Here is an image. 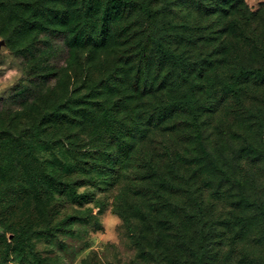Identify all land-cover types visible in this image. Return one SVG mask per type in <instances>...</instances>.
Masks as SVG:
<instances>
[{
	"label": "rangeland",
	"instance_id": "1",
	"mask_svg": "<svg viewBox=\"0 0 264 264\" xmlns=\"http://www.w3.org/2000/svg\"><path fill=\"white\" fill-rule=\"evenodd\" d=\"M135 1L105 27L94 9L92 28L110 47L94 56L88 50L74 55V26L62 27L60 16L75 0H0V264H264V141L256 135L264 129V89L250 93L244 110L223 107L215 115L210 142L218 174L210 164L205 171L193 165L187 172L196 175L191 192L203 216L175 221L176 213L178 218L196 212L183 203L187 195L179 200L186 212L166 195V202H155L141 193L143 173L130 162L96 170L93 184L78 188L92 200L82 205L68 203L70 196L51 188L53 176L78 179L73 172L78 166L94 164L101 146L96 125L108 98L119 104L121 133L125 125L135 130L141 127L137 115L145 108V83L161 86L170 74L177 80L171 62L154 50L158 36L195 48L198 70L218 44L205 40L227 26L237 38L226 61L246 69L264 63V0H243L246 12L227 9L224 19L217 10L222 0ZM82 10L74 23L83 20ZM249 12L255 13L252 24ZM69 27L71 33L61 31ZM129 37L140 39L144 50L118 66L127 47L117 43ZM34 60L61 67L59 74L35 84L24 73ZM84 60L95 62L86 76ZM133 146L139 149V140ZM252 146L254 155L248 153ZM10 162L21 174L12 175ZM45 188L52 193L49 204ZM118 197L125 199L127 221L118 214ZM171 220L179 227L165 225Z\"/></svg>",
	"mask_w": 264,
	"mask_h": 264
},
{
	"label": "trees",
	"instance_id": "2",
	"mask_svg": "<svg viewBox=\"0 0 264 264\" xmlns=\"http://www.w3.org/2000/svg\"><path fill=\"white\" fill-rule=\"evenodd\" d=\"M135 2V0H95L93 3L92 0H75L71 7L66 8L64 15L60 16L63 28H66L67 22L74 26L75 36L72 38L74 53H72L77 55L78 51L88 50L91 55L96 56L98 53L108 52L110 47L103 33L92 28L96 19L94 9L99 13L98 24L105 27L116 15L123 14L127 7L129 8ZM218 7L217 10H221L219 15L221 19L225 18L224 13L227 9H237L241 13L246 12L243 0H222ZM79 8H83L81 12L84 18L80 22L76 20L74 23L73 18ZM247 14V21H250L251 24L255 22L253 20L255 13ZM71 27L61 31L67 33L68 30L71 33ZM226 28L227 26L222 31H216L211 39L205 40V43L218 44L212 52L204 56L198 70L195 67L197 63L193 59L195 48L174 46L164 38V35L154 39V50L159 53L162 59L171 62L170 70H176L177 80L173 81L172 74H170L161 86L155 87L150 82L145 83L146 93H144L145 99L142 101L145 102V108L143 111L140 110L137 115L141 120V127L135 130H131L125 125L126 128L121 133L116 124L120 123L119 104L109 103L108 98L103 103L102 120L96 125L95 138L100 139L101 146L98 148L97 156L92 158L95 160L94 164L85 161L83 167L78 166L73 171L75 174H79L78 179L68 173H59L57 176H53L51 188L59 189L62 195L70 196L68 203L82 205L83 201L91 202L92 200L89 199L88 193H78V188L93 184L96 170L106 167L108 164L113 167L115 163L121 161L130 162L139 172L143 173L138 179V185L146 186L141 193L149 195L150 199L155 202H160V200L166 202L164 199L166 195V197L176 200L174 208H183L185 211L186 206L181 205L179 200L181 195H187L186 201L183 203L188 205V212L190 207L196 212L195 214L189 213L190 216L178 218H176V213L175 221L187 222L193 220L197 214L203 216L202 203L196 197L193 199L194 193L191 192L196 184V175L193 173L187 175V172L193 165H197L202 171H205L207 165L210 164L213 173L218 174L214 157L216 149L210 142L212 135L210 128L215 115L223 107L224 109H236L237 113L240 109L244 110L250 93L264 89V63L259 67L246 69L233 63L232 60L226 61L224 54L229 51V45L237 38L235 33H229ZM124 31L125 29L123 33ZM131 40H133L132 37H129L122 43L116 42L121 47H127L122 52L123 56L118 61V66L129 64L134 53L143 52L144 43L140 39H138V43L131 42ZM201 46H204L203 43ZM92 61L84 60L81 63L84 66L85 76L91 72V68L95 65V62L88 65ZM60 68L49 69L47 64L43 65V63L34 60L24 69V73L28 78L36 80L35 84H37L42 82V79L49 81V77H56ZM245 121L247 122V120ZM245 121L243 122L245 123ZM148 134L154 136L146 140L145 137ZM256 135L259 136L261 142L264 141V129L256 131ZM123 138L125 141H122ZM137 140L140 144L139 149L133 146ZM248 150V153H252V155L257 151L254 146ZM137 156H139L138 160L135 159ZM82 169L85 171L79 172ZM9 170L14 177H16L17 170L21 174V167L13 162H10ZM182 186L186 187V191L182 189ZM38 192L42 193V188H38ZM44 192L47 204H49L52 200V193L50 189L46 188ZM139 193L136 192L134 195ZM118 200L116 203L118 214L127 221L129 215L122 205L125 199L118 197ZM72 216L70 215L65 220L73 218ZM175 221L171 220L165 225L170 229L177 228L180 223ZM208 228L209 234L213 235V226L210 224ZM211 239L213 240L214 237Z\"/></svg>",
	"mask_w": 264,
	"mask_h": 264
}]
</instances>
